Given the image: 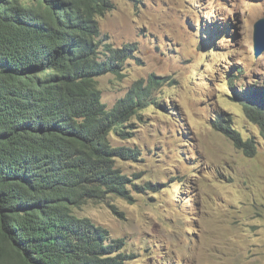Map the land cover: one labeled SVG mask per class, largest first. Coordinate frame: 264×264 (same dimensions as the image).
<instances>
[{
    "label": "rangeland",
    "instance_id": "374dc122",
    "mask_svg": "<svg viewBox=\"0 0 264 264\" xmlns=\"http://www.w3.org/2000/svg\"><path fill=\"white\" fill-rule=\"evenodd\" d=\"M113 3L101 33L134 51L122 74L97 77L103 101L112 108L154 74L160 104L132 116L134 132L113 140L139 152L116 163L129 197L107 194L75 213L123 240L131 264H264V137L241 100L264 93V52L255 57L253 41L264 0ZM219 113L254 140L255 155L215 130Z\"/></svg>",
    "mask_w": 264,
    "mask_h": 264
},
{
    "label": "trees",
    "instance_id": "16d2710c",
    "mask_svg": "<svg viewBox=\"0 0 264 264\" xmlns=\"http://www.w3.org/2000/svg\"><path fill=\"white\" fill-rule=\"evenodd\" d=\"M113 8V0H0V264L134 258L123 240L75 213L107 194L129 197L130 179L116 163L139 152L113 140L134 132L132 116L141 119L142 110L160 104L154 74L112 108L103 101L97 77L122 74L134 51L133 44L115 48L101 33L99 18ZM261 95L241 100L264 137ZM212 125L238 150L256 154L232 116L219 113Z\"/></svg>",
    "mask_w": 264,
    "mask_h": 264
},
{
    "label": "water",
    "instance_id": "95a60500",
    "mask_svg": "<svg viewBox=\"0 0 264 264\" xmlns=\"http://www.w3.org/2000/svg\"><path fill=\"white\" fill-rule=\"evenodd\" d=\"M254 56L259 57L264 52V17L258 19L254 25Z\"/></svg>",
    "mask_w": 264,
    "mask_h": 264
}]
</instances>
